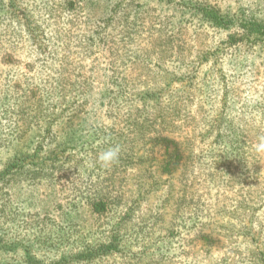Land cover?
I'll use <instances>...</instances> for the list:
<instances>
[{
	"label": "rangeland",
	"instance_id": "obj_1",
	"mask_svg": "<svg viewBox=\"0 0 264 264\" xmlns=\"http://www.w3.org/2000/svg\"><path fill=\"white\" fill-rule=\"evenodd\" d=\"M80 1L74 0L83 11L51 38V54L45 60L31 57L38 54L39 44L25 42V34L21 42L13 37L19 36L18 24H0V171L14 156L25 155L27 170L21 177L34 176L29 170L38 166V157L39 163L46 162V168L54 172L34 185L11 180L13 186L6 193L0 191V235L5 244L24 241L48 264L69 256L79 246L74 239L87 231L94 233V239H102L98 226L106 227L110 219L93 215L83 199L95 193L93 180L103 176L93 166V150L99 151L108 128L123 126L121 119L127 111L145 109V90L159 88L166 90L163 103L175 109L173 130L167 127L166 134L181 143L184 161L166 175L153 164L151 148L144 141L136 140L129 147L137 154L134 162L142 161L117 178L123 181L118 190L128 197L125 201H141L140 208L133 207L134 213L147 218L149 208L162 203L171 185L175 195L168 197L162 226L146 228L141 235L136 224L124 230L126 254L146 249L153 258L142 264L262 262L264 151H258L257 145L264 140V44L251 40L231 47L225 43L227 34L199 24L186 8V0ZM87 1L93 5L86 6ZM196 1L264 20V0ZM40 3L33 5L44 6ZM117 4L120 13L112 16ZM172 41L177 48L169 53L164 49H170ZM153 46L162 51L157 54L160 60L150 58ZM67 81L75 85L66 92L53 91L57 83ZM113 81L128 85L118 111L112 109L110 96L103 99ZM24 89L33 99L38 93L37 100L45 104L43 115L54 113L56 121L49 115L39 120L30 113L16 116V99ZM27 102L24 99L20 104L25 111L32 104ZM81 105V113L69 123L71 107ZM142 114L152 119L151 113ZM234 135L238 151L244 148L239 162L226 158L225 146ZM64 142L70 144L64 146ZM163 156L161 151L156 158ZM194 202H199L198 221L190 210H182L184 204ZM73 205L76 211H71ZM47 213L51 219L44 225ZM43 227L48 239L52 237L47 252L38 244ZM57 227L72 236L69 241L61 244ZM205 233L216 236L210 247L200 240ZM22 258L20 251L0 253L3 264H23ZM110 262L123 263L124 256H112Z\"/></svg>",
	"mask_w": 264,
	"mask_h": 264
},
{
	"label": "trees",
	"instance_id": "obj_2",
	"mask_svg": "<svg viewBox=\"0 0 264 264\" xmlns=\"http://www.w3.org/2000/svg\"><path fill=\"white\" fill-rule=\"evenodd\" d=\"M80 2L83 3V0ZM34 3L38 4V0H0V24H6L7 26H11L13 23L18 24L20 27V30L18 31L20 37L17 34H13V37H16L21 42L23 41L22 37L25 34L27 36L25 42L28 43V41H31L35 45L39 44L38 54H31V57L36 60H45L48 55L51 54L49 52L52 42L51 38L53 36L55 37L57 33H60L63 29H65L69 20L79 11L82 12L83 8L79 5L76 6L74 0H46V2L41 0L40 4H44L42 7L33 5ZM89 4L93 5L87 1L86 6ZM185 6L192 11L195 17L198 18L200 25H205L210 29L227 34V40L225 43L233 48H235L238 43L243 41L250 42L252 40V43L264 44V20H257L255 16L246 18L245 16H241V14H232L228 11L221 10L220 7L216 5L201 1L195 2V0H186ZM119 10L120 5L117 4L112 10V16L114 13L119 14ZM104 23H108V19H105ZM104 26L107 27V24H104ZM234 31L236 32L233 34ZM99 34L100 33H98V35ZM93 39L94 38H92V40ZM48 41H50V43ZM172 43L173 44L170 45V42H168V47H170V49L166 48L164 50L172 53V50L177 48L176 45H174V41H172ZM152 49L153 51L150 58L156 56V60H160L157 54L162 51L158 50V46H153ZM57 84L58 87H55L53 91L58 90L59 92H66L69 87H73L75 85V83H69L68 81L66 83L62 82L61 84ZM127 90V84L123 82L116 83L113 81L111 92L108 94L106 91L103 95V99L105 100L108 96H110L109 103L112 109L114 111H118L116 107L119 104L121 97L123 94L125 95ZM165 92V89L159 90V88L145 90L142 98L145 109L139 110L134 108L133 112L127 111L126 118L123 117L121 119L123 126L120 129L116 126L108 128L104 136L106 139L104 140L102 146L100 145L101 148L99 151L93 150V155L91 156L92 161H94L93 166L94 168H98L97 171H102L103 176L99 175L96 180H93L92 185L95 187V193L92 195L87 194V196L83 199L84 203L91 208L93 215L95 214L99 217L107 216L110 219L109 222L106 223V227L103 225L98 226L99 235H101L102 239H94V233L87 231L81 238L74 239V241L79 243V246H76L69 256L64 254L60 259L51 260L48 264H99L100 262H104V260L108 264H115L111 262L109 263V260L112 256L117 255L124 256V262L119 264H142L146 261L150 263V259L153 258V255L146 251V249L141 252L135 251L126 254V249L122 247L123 232L125 229L126 231L127 229H130L132 224L140 226V229L137 231L138 235H141L146 228L155 229L157 226L161 225L160 223L164 220L163 212L167 208L168 204H170L168 197L171 196V199H173L175 195V188L171 185L167 196L162 203L157 205L154 209L150 207L149 213L146 215L148 216L147 218H140L134 213L135 209H133V207L140 208L141 201H125L128 197L118 190V187H123L124 184L122 179L119 180L117 177L120 175L125 176V173L128 172V169H130L129 166L134 167L142 161L138 160L139 162H134V158L137 157V154L134 149H129L131 145L133 146V143L136 140H141V142L144 141L145 145L150 146L151 155L153 156L152 159L156 161L153 162V164L156 168L160 166L159 168H162L163 173L166 175L172 174L183 163L184 159L183 154L181 153V143L170 138L166 134L167 127L170 128L171 131L173 130L174 117L172 116L175 115V109L173 106H167L163 103V93ZM29 93V90L27 92V89H24L23 96L21 95L16 99L15 104L19 108L14 111V114L18 117H22L25 113H30L33 114L36 119L38 118V120L39 118L49 115L54 121H56L58 117L56 114L49 112L51 108H48V115H43L42 107L45 106V104L37 100L38 93H35V99H33V94ZM24 99L28 101L27 103L32 102L31 106L25 108L27 112L23 109L24 107H21L20 105ZM7 100L9 99H5L4 101ZM35 104H38V107L32 106ZM82 107V105L74 106V108L71 107L69 112V123L72 122L71 119L79 116ZM144 111L151 113L152 119H149L146 115L142 114ZM44 120L48 119L44 118ZM69 127L72 128L73 125H70ZM68 138H71L69 134ZM235 141L236 135L230 139L231 144H227V147L225 146L227 161L230 160L239 162L242 158L240 154L243 153L244 148L238 151L236 143L238 145L239 141L238 139L236 143ZM69 144L70 143L68 142L63 143L64 146ZM117 145H119L121 149L117 163L110 167H103L96 161L97 155L100 152ZM161 151L164 152L163 159L157 160L156 156ZM26 159L25 155H16L14 158L9 160L11 163L0 171V191H4V193H6L7 190L13 186L11 180H15V182L24 181L26 184L29 183V185H34L37 184L36 180L46 177L49 179L53 175L52 173L54 172L46 168V162L39 163L40 158L38 157V166H32L35 168H30L29 170L33 173L35 172L34 176L32 175L29 178L22 176L24 177L23 180L20 174L27 170L24 164ZM58 160L59 159H57V161ZM229 165L230 164L228 163L227 167ZM56 167H58V165L53 164V168L56 169ZM63 167L65 166H61L59 169ZM153 175H155L154 171ZM140 187H142L141 184ZM191 202H193V199ZM8 204L9 203L7 201H2V205L5 207H7ZM171 205L173 206V204ZM198 205L199 202L184 204L182 210H190L189 212L195 216V221H198V212L200 211V209L197 208ZM75 207L76 205H73L71 211H76L77 208ZM123 208L128 209L126 212H122L121 210ZM50 217L51 216L48 213L45 214L44 218H42L44 225H46V222L51 219ZM136 217L139 219H135ZM1 229L0 224V231ZM61 230L63 229L57 227V230L55 231ZM50 232H52V229ZM58 237L60 238L59 241H61V244H64L69 241V238L72 236L61 231L58 234ZM215 237L216 236L213 233H205V235L200 236V240L203 241L205 246L210 247ZM51 238L48 239L45 227L38 231V244L41 245L46 252L49 249L48 247L50 246ZM4 241L5 237L0 235V253L11 251L12 253L14 252L17 254L18 251H20L23 255V264H47L43 261L44 259L34 253V249H31L30 246H24V241L19 245L16 244V242L5 244ZM21 248L23 251H21ZM261 261L262 262L259 260L258 264H264L263 258ZM0 264L3 263L0 261Z\"/></svg>",
	"mask_w": 264,
	"mask_h": 264
},
{
	"label": "clouds",
	"instance_id": "obj_3",
	"mask_svg": "<svg viewBox=\"0 0 264 264\" xmlns=\"http://www.w3.org/2000/svg\"><path fill=\"white\" fill-rule=\"evenodd\" d=\"M258 151H264V140L257 145ZM120 146L109 147L108 149L100 152L97 155L96 161L100 163L103 167H110L113 164L117 163L120 156Z\"/></svg>",
	"mask_w": 264,
	"mask_h": 264
}]
</instances>
